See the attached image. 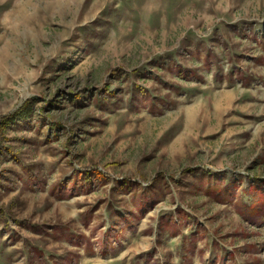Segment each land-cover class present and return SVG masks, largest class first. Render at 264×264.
<instances>
[{
  "label": "rangeland",
  "instance_id": "374dc122",
  "mask_svg": "<svg viewBox=\"0 0 264 264\" xmlns=\"http://www.w3.org/2000/svg\"><path fill=\"white\" fill-rule=\"evenodd\" d=\"M258 193L264 0H0V264H264Z\"/></svg>",
  "mask_w": 264,
  "mask_h": 264
},
{
  "label": "trees",
  "instance_id": "16d2710c",
  "mask_svg": "<svg viewBox=\"0 0 264 264\" xmlns=\"http://www.w3.org/2000/svg\"><path fill=\"white\" fill-rule=\"evenodd\" d=\"M31 107H32V102H26L21 107V109L19 108V110L14 113L13 116L16 117V118L17 117H30ZM8 120H10V119L9 118L4 119L1 122V125H6L7 124L6 122H8ZM80 175H81V173L77 174V176H80ZM96 175H97L98 178L100 177L99 172ZM122 184H124V183H122ZM125 186H127V188H126L127 189L126 190L127 193L134 194V195L131 196L133 198V204L130 205L134 209L129 211L130 215H128L127 217H125V216L124 217H120L119 216V221L122 220V222L119 223V226H116V224H114L117 221H115L114 223H111L112 225L109 227L110 228L109 234H107L105 236V238L106 237H110L112 235L111 236L112 239L119 240L120 236H123L126 232H128L129 229L132 228V226H133V224H131L132 219H133L132 218L133 217L132 214H134V216H135L136 212L139 213L138 215L135 216L136 217L135 221H137L138 220L137 218H141L144 215L145 211L149 210L147 208H150L149 206L152 205V203H154L155 200H157V199H155L156 196H154V194H149V196L147 195L148 197H147L146 200H150V203H149L150 205L148 204L149 206H147L146 202H144V200H142L141 198H140V200H137V198H136V196H137L136 195L137 194L136 190L137 189L134 187V185H131V186H129V184L128 185H123V187H121L122 190L125 189ZM137 186H139V185H137ZM217 190H219V189H217ZM223 190L224 189H222V191ZM233 190L234 189L230 190L229 188L225 189V192H223L221 194V196L218 197L219 201L221 203L222 202L225 203L227 201H232L233 196H232L231 192ZM59 194H60V191H59ZM207 194H210V193L208 192ZM212 196H215V195H212ZM62 197L63 196H60L59 198H62ZM259 199H261V200H259ZM252 203L253 204L249 205L248 208L243 207L244 211H241V214L243 216L242 219L245 220L246 222L250 223L251 225L259 226V225H261L263 223V220H264V193H262V195H259V193H258L257 199L255 201H253ZM165 225L169 229L173 230V233H172L173 235L178 234L180 232V230H181L180 226L178 225V223L173 221V219H170V220L168 219L166 221ZM111 241L112 240H106V243L103 242V245L107 249H109V248L112 247ZM87 248L92 250V244L89 243V241L87 243Z\"/></svg>",
  "mask_w": 264,
  "mask_h": 264
}]
</instances>
